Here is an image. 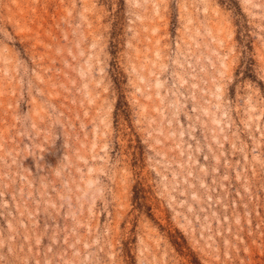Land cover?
<instances>
[{
	"label": "rangeland",
	"instance_id": "1",
	"mask_svg": "<svg viewBox=\"0 0 264 264\" xmlns=\"http://www.w3.org/2000/svg\"><path fill=\"white\" fill-rule=\"evenodd\" d=\"M0 264H264V0H0Z\"/></svg>",
	"mask_w": 264,
	"mask_h": 264
}]
</instances>
